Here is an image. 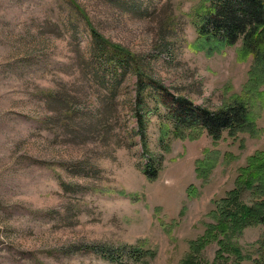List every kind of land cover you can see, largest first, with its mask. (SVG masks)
<instances>
[{"label":"rangeland","instance_id":"1","mask_svg":"<svg viewBox=\"0 0 264 264\" xmlns=\"http://www.w3.org/2000/svg\"><path fill=\"white\" fill-rule=\"evenodd\" d=\"M210 7L0 0V264H264V222L225 218L264 200V76Z\"/></svg>","mask_w":264,"mask_h":264},{"label":"trees","instance_id":"2","mask_svg":"<svg viewBox=\"0 0 264 264\" xmlns=\"http://www.w3.org/2000/svg\"><path fill=\"white\" fill-rule=\"evenodd\" d=\"M209 1L212 3V7L209 8L210 13L208 12L205 16V23L200 28L201 35L204 38L213 37L226 43H232L244 34L247 53H252L259 62L254 72H261L264 76V0ZM97 57L100 58L101 56L98 55ZM144 81H139L140 91L152 86V81ZM56 102L58 103V101ZM181 105L184 106L183 121L188 123L198 122L195 117H199L204 127L214 137H220L223 131L238 129L250 121L246 104L239 100L229 106L220 108L217 113L203 110L201 114H196L198 112L192 109L189 103L182 100ZM142 136L144 137V134ZM143 142L147 146V140L143 138ZM147 174L151 177L155 175L152 172H147ZM225 218L227 221L233 218L229 224L234 229H239L238 227L243 225L263 223L264 200L258 201L252 206L238 205L236 211L225 212Z\"/></svg>","mask_w":264,"mask_h":264}]
</instances>
